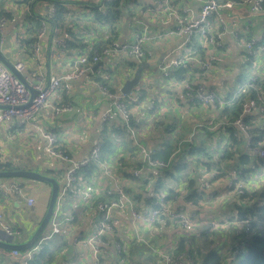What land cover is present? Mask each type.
Masks as SVG:
<instances>
[{
    "label": "crops",
    "instance_id": "obj_1",
    "mask_svg": "<svg viewBox=\"0 0 264 264\" xmlns=\"http://www.w3.org/2000/svg\"><path fill=\"white\" fill-rule=\"evenodd\" d=\"M159 1L130 0L124 12L125 16L107 24L100 20H91L92 17L96 18L94 7L90 6L91 2L70 3L71 9L78 13L80 19L79 23L73 22L70 26L74 31L84 32L81 37L85 50L62 48L59 40L65 33L62 34L63 31L46 20L42 21L41 29L44 33L41 38L39 37L40 49L37 50L35 43L27 45L24 42L28 38L38 39V31L33 32L29 17L38 13L45 15L48 6L54 2L39 0L29 6L22 0H0V10L11 13V17H6V24L2 29L1 51L11 63H25L21 73L29 84L34 83L38 71L47 74H62L68 71L77 54L87 52L88 48L96 44L105 45L112 40L132 41L137 33L152 37L145 46V57L139 59L125 53L107 57L99 62V66L98 63L94 65V72L73 81L70 89H63L50 96L47 104L39 111L32 123L22 124L14 120L4 122L0 126V161L12 162L19 167L18 169L39 171L54 177L60 187L65 184V173L71 162H80L89 157L95 144L102 141L104 134L109 135L111 141L119 145V149L108 154L104 159L96 160L91 172L85 176L79 175L77 180L75 179L76 182L74 181L71 188L69 187L57 215V222L61 217L65 220L59 222L55 232L50 224L46 229L47 232L43 233V237L47 236L44 242L50 245L60 243L63 237L66 239L62 250L49 264H94L92 249L83 240L95 233L100 221L97 198L105 195V192L115 190L118 185L125 191L128 187L136 189L138 200H134L130 193L128 195L133 201V208L139 211L154 207L147 200L154 197L156 186L161 179L163 183L161 191L168 192V189L175 188L178 192L176 193L178 197L171 200L174 207L183 205L188 211L198 213V217L209 219L211 217L224 219L231 211L230 203L235 199L234 192L229 186L232 172L229 174L227 171L226 175L225 172L228 170L226 167L233 164V159L214 163L212 156L219 158L223 155L222 150L225 149L226 144H229V135L232 132L230 127L233 125L224 124L225 118H221L220 109L189 100L184 94L182 79L174 75L179 68L184 70L183 76L194 75L200 67L201 57L206 55V43L202 37L195 36L188 39L183 33H169L170 29L175 27V22L168 11L160 8ZM170 1L173 8L181 12L187 8L188 14L195 17L202 2V0ZM224 12L228 24L220 59L211 71L199 77L198 81L215 88L219 98L228 99L234 96L236 98L242 92L243 84L250 77H264V56H261V52L264 53V12L254 13L249 5L235 7L232 10L225 9ZM83 18L85 22H81ZM234 30L240 32L241 40L236 39ZM252 36L262 39V50L259 52L257 65L251 63L250 57L246 59L243 44ZM193 39L199 41L201 48L193 44ZM178 58L181 63L171 68V76L165 75L161 66ZM245 68L249 69L247 77H245ZM138 72L141 75L140 82L130 94L125 93L128 95L126 99L130 101L138 93L142 94L139 101L131 105L134 133L124 128L125 123L120 113L115 110L111 119L104 123V113L110 108L112 96L105 94L100 84L106 85L111 93H124L122 88L126 81ZM65 105L70 108L56 111L57 107ZM251 112L257 113L258 110ZM242 115L244 117L243 113ZM252 121L262 126L263 115L258 114ZM236 128L234 127V130ZM116 129L120 132L118 133ZM237 131L239 132L238 128ZM45 133L57 136V147L69 156L71 162L55 157L45 150L47 144ZM193 136L195 146L207 145L208 151L212 152L211 156L206 155L204 151L192 156L195 161L198 160L197 165L190 161L192 166L197 168V172L193 169L188 172L177 169L165 172L148 165L141 158L140 178L126 176V174L130 175L139 161V155L135 156L137 148L131 149V145L136 144L135 141L144 145L151 153L167 139H171L179 145L173 156H177V159L184 157L186 159L191 153H186L182 145ZM238 151L253 154L243 149L242 142L238 146ZM219 168L221 170H218ZM108 170L111 175L106 174ZM193 172L197 174L194 175ZM217 174L223 176L216 177ZM191 179L194 180L193 184ZM205 179H209V186L202 189L201 185ZM249 182L255 183L253 179ZM0 184H20L23 193L21 195L15 191L7 193L0 191L2 221L20 231L13 236L0 225V240L25 243L35 233L46 214L52 185L46 181L27 177H3L0 178ZM195 191L200 195L199 200H187L189 194ZM30 196L35 199L33 205L27 203V198ZM113 215L119 225L115 234L107 236L108 245L100 251V258L105 264H164L160 251L173 254L181 239L189 242L192 237L195 244H202L203 251H208L207 243L202 240L203 229L194 227L182 229L171 221L169 225H163L138 221L134 218L131 220L129 210H114ZM222 231L220 230L219 234L221 243L231 239L228 233L225 236V231L223 233L225 237L222 239ZM117 237L122 240L127 258H123L117 251L116 243L119 241H114ZM36 243L37 241L30 248ZM12 250L0 247V257L4 260V264H16L18 259L25 258L24 250H20L19 256H15Z\"/></svg>",
    "mask_w": 264,
    "mask_h": 264
},
{
    "label": "built area",
    "instance_id": "obj_2",
    "mask_svg": "<svg viewBox=\"0 0 264 264\" xmlns=\"http://www.w3.org/2000/svg\"><path fill=\"white\" fill-rule=\"evenodd\" d=\"M170 0H160L159 6L162 10L168 11L169 16L171 15L175 22V27L170 29L169 33L186 34L188 39H192L195 36L204 38L206 43V55L200 59V67L193 74H188L185 79L181 80L183 85L185 96L191 100L200 102L202 104L212 105L216 109H221L226 105L232 103L235 96L232 98H219L215 88L199 82L198 78L206 75L211 71L214 64L220 59V51L224 47V35L227 29L228 18L225 9H234L242 5H249V8L254 13L264 12V0H202L198 15L192 16L188 14V9H184L182 12L173 8L170 5ZM48 14H53L56 10L55 5L51 4L48 6ZM7 21L5 16L0 17V30L3 29ZM44 30L40 29L37 33V41L34 44L35 49H40L39 37L43 36ZM236 39L241 40L240 32L237 30L233 31ZM69 36L68 32H65L64 36L59 40L60 45H65L66 40ZM152 37L147 34L137 33L132 41H113L110 45L104 47L101 51H97L92 59H89L87 52H81L74 57V62L68 71L62 74H47L44 71H38L34 78V83L30 84L35 90L36 95L29 106H25L31 96L29 88L24 82L18 78L1 60H0V126L4 122L18 121L22 124L32 123L39 111L47 104V100L50 96L58 93L65 89L68 90L71 87L73 81L80 79L84 75L90 72H94L93 67L103 59L116 54H128L136 58H143L146 56L145 46ZM262 39L258 36H252L248 40L244 41V47L246 50V59L250 58L253 65H257L259 62V52L262 50L261 45ZM259 50V51H258ZM261 56H264L263 51ZM252 59V60H251ZM181 60L173 59L168 64L162 65V70L165 75L170 76L171 68L178 66ZM16 69L20 72L25 68V63L18 62L14 64ZM260 76H252L246 81L241 91L247 88H253L256 97H250L246 100L244 106L245 110L243 114L249 113L251 109L262 111L264 118V89L256 86V82ZM101 89L105 94L112 96L110 102V108L104 113V123L108 122L113 114V111L120 113L124 123H129L132 112L131 105L139 101L141 93L135 95L132 100L126 99L128 96L125 93H111L106 85L100 84ZM70 107L65 105L63 107H57L56 111L60 112L68 110ZM233 124L239 129L237 133L238 137H244L245 149L254 150L262 159L264 164V121L261 126L263 136L260 142V146H253L254 134L250 131V126L244 121L243 115L233 121ZM37 128L41 130V127L37 125ZM134 133V128L129 129ZM47 144L45 150L62 160L71 162V159L65 154L60 148L57 147V136L51 133H45ZM139 146L140 154L144 161L150 166L164 165L163 161L153 159L150 151L138 141H135ZM102 141H98L92 149L91 155L86 157L80 162H71L65 173V184L59 191L53 216L51 219V226L55 232L58 228L57 215L61 208V201L68 192L69 187L76 179L77 170L90 163L93 158L99 156V152L102 149ZM106 174L111 175L110 171H106ZM136 177L141 175V169L136 168L133 171ZM230 187L235 185V189L239 192H243L245 181L239 180L236 174L232 173ZM209 186V179H205L202 182L201 188ZM0 191L7 193L8 191H15L18 194L23 195L22 187L20 184H0ZM116 194V197L111 200H102L98 202L97 209L100 212L101 218L97 224L96 231L93 235L84 239L83 242L89 244L92 249V256L94 264H103L100 258V251L103 245H107L104 241V237L107 235H113L116 232L117 222L114 218V210H129L131 216L138 221H147L148 223H156L163 225H169L170 221L175 222L177 226L182 229L188 228H201L212 231L216 228L229 227V223H220L219 220L214 218H198L196 213L188 211L183 205L174 207L172 201L165 199V193H159L156 204L157 207H151L147 210H136L133 208V201L126 191L118 185L115 190H110L108 194ZM219 200V199H215ZM27 203L33 205L35 203L34 197L30 196L27 198ZM222 224V225H220ZM236 224V223H235ZM248 224V222L246 223ZM0 225L10 235H17L20 233L19 230L10 227L3 223L2 215L0 214ZM238 225V224H236ZM239 226V225H238ZM47 238H41L35 246L28 248L25 252V258L16 264H30V261L34 258L35 253L39 252L43 247V242ZM119 247V246H118ZM15 256L20 255L19 249H13ZM238 249L233 252L235 255ZM163 257L164 264H196L190 257L182 255L173 256L165 252H159Z\"/></svg>",
    "mask_w": 264,
    "mask_h": 264
},
{
    "label": "trees",
    "instance_id": "obj_3",
    "mask_svg": "<svg viewBox=\"0 0 264 264\" xmlns=\"http://www.w3.org/2000/svg\"><path fill=\"white\" fill-rule=\"evenodd\" d=\"M39 0H22L24 4H28L29 6L35 4ZM54 2L56 10L54 11L53 14H48V12L43 15V14H35L29 17L30 21V26L34 31H39L42 28V21L46 20L50 23H52L54 26H57L60 31H63V33L68 32L69 36L66 40L65 45H60L62 48L65 50H70V49H84L83 45V38L81 35L84 34L82 30L74 31L70 24L73 22L79 23V17L78 13L73 12V10L70 7V3L73 2H78V3H90L92 7H94V12L96 13V18L92 17L91 20H100L102 23L107 24L108 22H111L112 20H119L122 18V16H125V10L128 7V2L130 0H97V1H89V0H49ZM76 3V4H78ZM53 4V3H52ZM5 16V17H11L10 12L3 11L2 9L0 10V17ZM82 17V15H80ZM85 22L84 18L82 19L81 22ZM80 25V24H78ZM37 38H28L24 40V42L27 45L34 44L36 43ZM114 40L108 42L111 43ZM193 44L194 45H199L201 46L199 41H195L193 39ZM106 43L105 45H107ZM105 45L102 44H96L95 46H92L88 48L87 55L89 59H92V57L95 55L97 51H101ZM33 46V45H32ZM108 46V45H107ZM201 48V47H200ZM85 50V49H84ZM205 52V48H204ZM198 70V69H197ZM184 70L182 68L177 69L174 72V75L178 77V79H185L187 75H184ZM171 76V75H170ZM254 84L261 89H264V77L259 78ZM109 89V88H108ZM250 97H256V93L253 88H247L243 90L241 93H239L235 100L232 101L231 104L224 106L221 108L220 116L221 118H225L224 124L230 123V129L232 132L229 135V144L225 145V149L222 150L223 155L218 157L213 158L212 160L214 163L217 162H222L225 159H233V164L231 166H227L225 175L227 174V171L234 173L237 175L239 180L245 181V186L243 192H239L235 189V185L233 187H230V190L233 193V196L235 199L231 200V211L230 213L226 216L225 219L220 218L218 219L220 223H226V222H231L229 223V227H225V232H227L231 236V241L230 245L227 248L221 247L217 249H212L208 251H203V245L202 244H195L193 240L194 237L190 238V241L187 242L185 239H181L179 245L177 246L176 249L173 251V256H185V257H190L191 259L194 260L196 264H264V183L257 185V180L255 183L251 184L249 181L251 178V175L254 174L259 167L263 166L264 164L260 156L251 149H245V140L244 137H238L237 133V128L234 130V127H236L233 124V121L240 117L245 110V102L247 99ZM153 110V109H152ZM253 111V109H251ZM249 111V112H251ZM262 113V111H259L257 113L251 112L245 113L244 114V121L250 126V131L251 133L254 134L253 138V146H260V142L263 136V131L260 129L261 125H258L252 119L257 116L258 114ZM133 118L131 116V119L129 123L124 124V128H126L127 131H129L130 127L133 125ZM158 124V123H157ZM133 128V127H132ZM122 131L124 129H121ZM116 131L119 133L120 130L116 129ZM237 131V132H236ZM195 136V135H194ZM194 136L192 139L186 141L182 145V148L185 150L187 153H191V155H188V157L185 159H177V156H173V154L176 152L178 149L179 145L176 144L173 140L167 139L165 142L160 145L159 148L155 150V152H151V156L153 159L163 161L164 165H156L155 167L166 171H172L171 169H177L178 171L181 172H188L190 170V159L194 155H198L201 153V151H204V153L208 156L212 155V152L208 151L207 145H196L194 144ZM219 142V140H218ZM242 142V147L246 151H250L253 154H250L248 152H242L238 151V146ZM102 149L99 152V156L96 158H93L90 163L86 166H83L77 170L76 173V180L79 175H87L91 172V170L95 167L96 160L105 158L108 154L112 153L113 151H116L119 149V145L117 143H114L111 141L109 138V135L104 134L102 137ZM136 143V142H135ZM178 143V142H177ZM195 147V149H193ZM130 148V147H129ZM137 148V152L135 153V156L138 157L139 155V161L136 163V167L130 172V175L126 174L127 177H131L134 179L140 178L136 177L133 174V171L136 168H140L142 161H141V152L138 149V146L131 145V149ZM133 150V149H132ZM216 153V150L214 151ZM214 153V155H215ZM255 154V155H254ZM207 157V156H205ZM211 158V157H209ZM178 160V161H177ZM202 161V159H201ZM148 164V163H147ZM198 164V160L196 161V164ZM149 165V164H148ZM192 165V163H191ZM260 167V168H261ZM19 167L14 165L12 162H6L3 163L0 161V170H16ZM67 169V167H66ZM65 169V170H66ZM218 170H221L219 168ZM64 171V169H63ZM47 173V172H46ZM216 177L223 176V174H217L215 175ZM262 179H264V173L262 174ZM191 184L194 183V180L191 179ZM76 182V181H75ZM64 185H62L63 187ZM163 186L162 179L156 186L155 194L154 197L149 201L152 206L157 207L158 204H156V201L158 200V195L159 193H165L166 197L165 199L167 201H171L176 199L178 196L175 191V188H170L168 189V192L166 191H161V187ZM60 187V189L62 188ZM124 187V186H123ZM71 188V187H70ZM69 188V189H70ZM126 188V187H125ZM159 188V189H157ZM126 193H130L132 198L135 200H138L139 196L138 193L136 192V189L134 187H128L126 188ZM69 191V190H68ZM199 194L195 191L186 198L187 200H194L198 201L199 199ZM116 197V194H108L105 192V195H101V197L97 198V204L100 202V200H111ZM198 216V213H196ZM200 215V214H199ZM60 216V215H59ZM202 216V215H201ZM59 218V217H58ZM198 218H203V217H198ZM63 217L58 219L57 224L59 225V222L63 221ZM248 222V224H246ZM159 224L158 222H156ZM238 225H236V224ZM119 224H117L118 226ZM222 225V224H220ZM201 229V228H200ZM221 229V228H220ZM201 233L203 236L209 237L210 235L213 234H220L219 227L209 231L206 229L201 230ZM115 234V233H114ZM108 236V235H107ZM104 237V241L106 243L109 242V239ZM220 236V235H219ZM43 237V235L38 239V241ZM118 240L119 243H116L117 245V251L118 253L123 257H126V249L123 247L122 240L120 237H117L114 239V241ZM37 241V242H38ZM111 241V238H110ZM66 244V239H61L60 243L50 245L48 242H43V248L40 250L39 253L35 254L34 258L30 261V264H49L52 262L64 245ZM108 245V244H107ZM107 245H103L102 248L106 247ZM119 246V247H118ZM245 247L247 248V253L246 255L242 254V248ZM222 248L224 249L222 251ZM238 249V252L233 255V252ZM24 250V252H26ZM23 252V253H24ZM21 260H17L16 262L18 263ZM129 261V260H128ZM127 261V262H128ZM101 262L103 264L104 261L101 259Z\"/></svg>",
    "mask_w": 264,
    "mask_h": 264
},
{
    "label": "water",
    "instance_id": "obj_4",
    "mask_svg": "<svg viewBox=\"0 0 264 264\" xmlns=\"http://www.w3.org/2000/svg\"><path fill=\"white\" fill-rule=\"evenodd\" d=\"M1 38H2V30H0V43H1ZM0 60L18 77L20 78L24 84L29 88L31 92V96L29 101L24 104L25 106H29L35 95H36V90L25 80L24 76L20 71H18L13 63H11L2 53L1 48H0ZM100 63L97 64L99 66ZM141 75L140 73H136L134 77L131 79L127 80L124 87L122 88V91L124 93L130 94L132 92V89L140 82ZM3 106H0L2 108ZM3 177H27V178H32L36 180H41V181H46L52 185V192H51V197L50 201L48 204V208L46 211V214L44 218L42 219L41 223L39 224L38 228L36 229L35 233L32 235V237L25 243H12L2 241L0 240V247L6 248V249H19V250H26L30 248L38 239L43 235L45 230L50 227L51 219L53 216L54 208H55V203L59 194L60 185L56 178L45 175L39 171H34V170H27V169H16V170H0V178ZM133 220V217L131 218ZM14 236V235H13Z\"/></svg>",
    "mask_w": 264,
    "mask_h": 264
},
{
    "label": "rangeland",
    "instance_id": "obj_5",
    "mask_svg": "<svg viewBox=\"0 0 264 264\" xmlns=\"http://www.w3.org/2000/svg\"><path fill=\"white\" fill-rule=\"evenodd\" d=\"M250 58H252V57H250ZM252 60V59H251ZM246 70H245V72H246V74H245V77H247L248 75H249V69H247V68H245ZM217 130H219V129H217ZM213 141H214V139H213ZM190 161H192V163L195 165L196 164V161L193 159V157L190 159ZM261 167V166H260ZM259 167V169L254 173V174H252L251 175V178L253 179V181H256L257 182V184H256V186L257 185H260V184H262V183H264V179H262V174L264 173V168H260ZM191 169H193L194 171H196L197 172V168L195 167V166H192L191 165V163H190V171H191ZM194 173V175L195 174H197V173H195V172H193ZM214 219H216V220H218L217 218H214ZM225 219V218H224ZM219 230H223L222 232H221V236H222V239L226 236V233L227 232H225V236H224V231H225V228H221V229H219ZM45 232H47V230L45 231ZM202 240L203 241H205L206 243H207V247H208V250L210 251V250H212V249H217V248H221V247H223L224 245V248H227L229 245H230V241L231 240H225V241H222V243H221V241L219 242V235L218 234H213V235H211L210 237H206V236H204L203 238H202ZM224 249L222 248V251H223ZM246 253H247V248H245V247H243L242 248V254L243 255H246ZM3 259L0 257V262L2 263V264H4L3 263Z\"/></svg>",
    "mask_w": 264,
    "mask_h": 264
}]
</instances>
